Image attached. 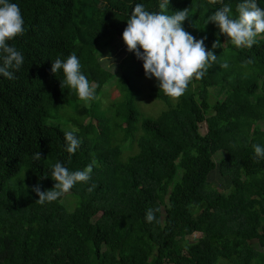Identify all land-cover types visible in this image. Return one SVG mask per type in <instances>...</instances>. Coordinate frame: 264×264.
<instances>
[{
	"label": "trees",
	"instance_id": "1",
	"mask_svg": "<svg viewBox=\"0 0 264 264\" xmlns=\"http://www.w3.org/2000/svg\"><path fill=\"white\" fill-rule=\"evenodd\" d=\"M9 2L19 6L24 34L8 43L24 62L10 69L15 79L0 74V264H264V159L253 149L264 147V34L237 48L207 22L221 3L169 0L166 14L188 8L183 27L207 36L217 61L178 100L152 83L148 96L166 106L153 116L138 101V60L128 55L112 72L101 58L112 37L123 39L136 4L158 13L163 0ZM241 2L223 0L232 17ZM218 36L222 46L212 49ZM71 54L96 85L95 99L80 100L61 87L62 69L51 72ZM115 77L119 96L102 106ZM73 129L81 144L69 162L64 131ZM57 162L93 171L41 205L32 187L53 188ZM149 208L160 209L151 223Z\"/></svg>",
	"mask_w": 264,
	"mask_h": 264
},
{
	"label": "clouds",
	"instance_id": "2",
	"mask_svg": "<svg viewBox=\"0 0 264 264\" xmlns=\"http://www.w3.org/2000/svg\"><path fill=\"white\" fill-rule=\"evenodd\" d=\"M221 3L207 22H214L220 29V33L226 35L230 42L237 48H252L258 43L257 37L264 34V9L258 6L256 0H243L237 4V17L230 16L232 8L224 4L223 0H209L210 4ZM169 0H163L159 4L158 13L145 10L143 4H136L127 20V27L123 31L122 38L129 52H134L138 59L143 60V68L148 78L155 77L160 90L173 101L178 100L187 90L189 83L200 80L208 69L217 61L214 51L206 49L204 41L207 36L197 39L183 27V22L189 17L188 8L176 11L174 14H166ZM24 34V21L19 6L10 3L9 0H0V74L8 79H15L13 71L19 70L23 65L24 57L8 41ZM219 36L212 44V49L221 47ZM142 49V51H141ZM251 59L244 62L252 63ZM228 68L227 62L220 65ZM81 65L75 54L68 56L66 60L59 57L52 63L51 72L57 74L61 69L66 83L71 89H75L78 98L82 101L95 99L96 85L90 84L87 77L81 73ZM77 130L64 131L66 150L71 155L80 147L81 141L75 135ZM255 157L264 159V147L253 145ZM41 159V152L33 157ZM95 163V161L93 162ZM93 171V165L89 164L84 170L70 172L62 163L57 162L52 170L51 177L56 183L53 188L42 191L40 184L32 187L38 195L37 203L43 205L53 202L62 195L68 193L77 182H87ZM46 178V177H43ZM42 178V179H43ZM92 189L90 188L89 191ZM147 209L145 219L151 223L156 219L155 212Z\"/></svg>",
	"mask_w": 264,
	"mask_h": 264
},
{
	"label": "rangeland",
	"instance_id": "3",
	"mask_svg": "<svg viewBox=\"0 0 264 264\" xmlns=\"http://www.w3.org/2000/svg\"><path fill=\"white\" fill-rule=\"evenodd\" d=\"M111 41L112 43L110 45V49L101 58L103 65H105L112 72H115L116 70H118L123 58L128 55H132L134 59L138 60L140 64V68H139L140 72L145 74V70L143 68V60L138 59L134 52H129L127 50V46L123 41V39H117L116 37H112ZM222 72L224 73V70ZM223 73H220L219 76L217 77L216 82L213 85L214 90H217L219 88L220 78ZM155 82L156 79H154V77L148 78L146 75H144L140 78L142 94L140 95L138 100L141 109L153 116L158 115L162 111V109L166 108L165 103L163 101H160L158 99H153L150 96H148L150 85H152V83ZM105 87H106L105 91L101 95H99L102 106L109 104L113 99L119 96L118 78L115 77L109 80V82L105 84ZM65 118H67L71 122L79 123V120L73 116L67 115L65 116ZM206 128H207L206 124L202 123L201 131L205 132ZM200 235L201 234L197 232L193 236L199 237Z\"/></svg>",
	"mask_w": 264,
	"mask_h": 264
}]
</instances>
